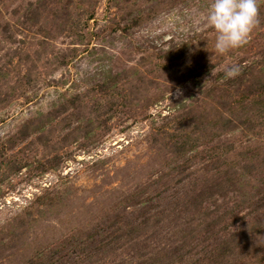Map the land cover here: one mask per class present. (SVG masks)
<instances>
[{
  "label": "rangeland",
  "instance_id": "374dc122",
  "mask_svg": "<svg viewBox=\"0 0 264 264\" xmlns=\"http://www.w3.org/2000/svg\"><path fill=\"white\" fill-rule=\"evenodd\" d=\"M210 2L0 0V264H264V0Z\"/></svg>",
  "mask_w": 264,
  "mask_h": 264
},
{
  "label": "clouds",
  "instance_id": "9594fccd",
  "mask_svg": "<svg viewBox=\"0 0 264 264\" xmlns=\"http://www.w3.org/2000/svg\"><path fill=\"white\" fill-rule=\"evenodd\" d=\"M206 23L216 32L215 51L225 54L245 46L259 23V0H211ZM242 67L225 68L224 78L240 75Z\"/></svg>",
  "mask_w": 264,
  "mask_h": 264
}]
</instances>
